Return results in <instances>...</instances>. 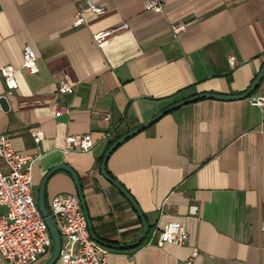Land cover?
Listing matches in <instances>:
<instances>
[{
    "label": "crops",
    "instance_id": "0c3cea01",
    "mask_svg": "<svg viewBox=\"0 0 264 264\" xmlns=\"http://www.w3.org/2000/svg\"><path fill=\"white\" fill-rule=\"evenodd\" d=\"M86 1L103 13L90 12ZM157 1L160 11L146 12L142 0H0V66L14 68L15 82L7 89L0 78V135L17 154H39L34 203L52 168L75 174L92 235L126 246L105 247L106 264H187L193 251L188 264H264V105L248 103L264 96V73L248 97L181 105L107 156L106 175L146 223L137 246L129 244L141 233L139 219L100 174L104 152L124 134L190 97L238 96L264 65V0ZM75 13L82 22L72 26ZM178 22L189 24L172 36L169 25ZM119 23L127 30L100 46L91 42L92 33ZM24 45L36 73L20 67ZM59 80L69 93L56 92ZM58 106L66 113L56 118ZM30 128L40 131L37 145ZM66 136H87L92 147L66 149ZM57 195L76 198L60 170L43 186L47 212ZM168 222L180 225L185 241L156 247L154 233Z\"/></svg>",
    "mask_w": 264,
    "mask_h": 264
},
{
    "label": "built area",
    "instance_id": "2783aa9c",
    "mask_svg": "<svg viewBox=\"0 0 264 264\" xmlns=\"http://www.w3.org/2000/svg\"><path fill=\"white\" fill-rule=\"evenodd\" d=\"M88 10L100 15L103 9L86 1ZM142 9L146 12L160 11L157 0H142ZM82 22L79 13L73 16L72 26ZM188 22H178L169 25V31L175 36L185 30ZM127 30L125 23H119L108 29L90 35L93 44L100 46L109 38ZM232 65L231 57L227 58ZM21 68L29 73H36L34 55L29 46L21 49ZM14 68L0 66V78L7 89L15 88L13 79ZM70 86L63 80L57 82L56 92L67 94ZM248 103L252 107L261 108L264 96L251 97ZM66 113L63 106L56 107L53 116L60 117ZM107 118V116H106ZM28 134L32 142L37 145L40 131L30 128ZM66 149L86 152L92 147L87 136H66ZM39 158V154L20 155L13 151L9 138L0 135V264H35L44 260L50 250V239L42 218L31 197L32 167ZM195 206H188V214L195 215ZM49 216L59 236V252L57 261L60 264H106L108 250L92 240L86 227L77 199L71 195H57L49 201ZM264 231V225L261 228ZM154 245L163 244L180 246L185 241V233L177 222H168L154 233ZM196 256L193 251L187 264Z\"/></svg>",
    "mask_w": 264,
    "mask_h": 264
},
{
    "label": "water",
    "instance_id": "95a60500",
    "mask_svg": "<svg viewBox=\"0 0 264 264\" xmlns=\"http://www.w3.org/2000/svg\"><path fill=\"white\" fill-rule=\"evenodd\" d=\"M264 73V65L261 67V69L258 71L257 75L255 76L254 80L251 82V84L249 85V87L247 88V90L238 95V96H219V95H211V94H202V95H197V96H193L190 97L188 99L179 101L177 103H174L172 105H170L169 107L165 108L164 110H162L161 112H159L158 114H156L155 116H153L150 120H148L147 122H145L144 124H142L140 127L124 134L123 136H121L120 138H118L117 140H115L114 142H112L108 148L106 149V151L104 152L101 160H100V166H99V171L101 176L107 181L109 182L120 194L121 196L126 200V202L130 205V207L133 209V211L136 214V217L139 219L140 224H141V233L138 236V238L132 243L129 244L130 246H137L139 244V242L144 238L146 232H147V226L146 223L138 209V207L136 206V204L134 203V201L131 199V197L127 194V192L116 182H114L112 179H110L105 171H104V165H105V161L107 156L110 154V152L116 147L118 146L123 140H125L126 138H128L129 136L141 131L142 129L146 128L148 125H150L151 123H153L156 119H158L160 116H162L163 114L181 106L184 105L186 103H190L196 100H200V99H204V98H208V99H216V100H235V99H243L248 97L254 90L256 85L258 84L260 78L262 77ZM63 171L66 172L73 183L74 189H75V193H76V199L77 202L79 204L80 210L82 212V215L86 221V227H87V231L89 233V237L96 241L97 243H99L100 245L104 246V247H108V248H114V249H123L126 246L124 245H116V246H106L104 243L100 242L99 240H97L91 233L90 230V225L88 222V218H87V214L85 211V206H84V201L82 198V194H81V190L78 184V180L75 176V174L69 170L67 167L60 165V166H56L54 168H52L41 180L40 185L38 187L37 190V196H36V208L37 211L40 215V217L43 220V223L45 225L46 231L48 233L49 239H50V250L48 255L45 257V259L40 263V264H54L57 260V256H58V252H59V236L57 233V230L53 224V221L51 219V217L49 216L44 202H43V186L45 183V180L47 179V177L55 172V171Z\"/></svg>",
    "mask_w": 264,
    "mask_h": 264
},
{
    "label": "rangeland",
    "instance_id": "374dc122",
    "mask_svg": "<svg viewBox=\"0 0 264 264\" xmlns=\"http://www.w3.org/2000/svg\"><path fill=\"white\" fill-rule=\"evenodd\" d=\"M31 190H32V189H31ZM34 191H35V190L31 191V192H32L31 197H32V200H33V201H34Z\"/></svg>",
    "mask_w": 264,
    "mask_h": 264
}]
</instances>
